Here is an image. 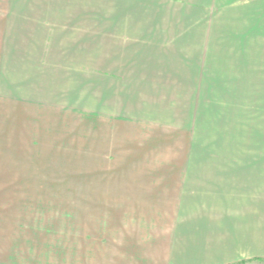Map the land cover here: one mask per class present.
Listing matches in <instances>:
<instances>
[{
    "label": "crops",
    "instance_id": "1",
    "mask_svg": "<svg viewBox=\"0 0 264 264\" xmlns=\"http://www.w3.org/2000/svg\"><path fill=\"white\" fill-rule=\"evenodd\" d=\"M201 67L205 97L227 83L215 153L172 104ZM0 129L73 148L0 154V264L264 263V0H0ZM28 193L84 217L59 232Z\"/></svg>",
    "mask_w": 264,
    "mask_h": 264
},
{
    "label": "rangeland",
    "instance_id": "2",
    "mask_svg": "<svg viewBox=\"0 0 264 264\" xmlns=\"http://www.w3.org/2000/svg\"><path fill=\"white\" fill-rule=\"evenodd\" d=\"M180 4H194L190 2H183ZM180 8V7H178ZM100 51L94 52V57H99ZM204 68V80L199 82L201 88H203V97L190 99H173V107L176 105V111L180 112V109H185V107L191 106L192 113L188 121L191 128L179 129L183 133H186L187 138H189L190 143L193 141V147H191V152H201V153H215V147L217 145H226L227 140V83H218V91L220 93L219 97H205L207 94H215V67H201ZM198 72H201L199 69ZM199 74V73H198ZM206 74V75H205ZM209 89V92L207 90ZM217 92V91H216ZM223 95V96H222ZM221 96V97H220ZM194 100V101H193ZM181 106V107H180ZM193 107V108H192ZM196 109H195V108ZM175 110V109H174ZM187 117V116H186ZM189 117V115H188ZM196 122L192 126V122ZM43 138L34 137L33 139L25 138L22 136L10 137L8 135L4 136L5 132L0 129V154L3 153H28V154H57L72 151V147L69 146H59L54 144L55 140L51 137L54 134L53 130H43ZM177 134V133H176ZM13 142L17 144H12ZM9 143V144H7ZM195 143V144H194ZM22 144V145H20ZM197 144V148L194 147ZM224 147V146H223ZM79 148V147H77ZM75 158V157H74ZM78 159H82L80 156ZM59 164V168H76L81 169L84 166L82 160L64 162V163H54ZM45 168V167H44ZM13 197H18L20 195H11ZM68 194L61 193H28L22 195L27 198L29 207H34V210L38 208V212H42L43 218H49L55 220V228L59 229V232H67L71 224L78 226L79 222H75V219L84 217L83 210H72V209H60L57 208L58 205L53 202L52 199L58 201ZM51 201H50V200ZM43 203V204H42ZM68 204V203H67ZM44 207V209L41 208ZM63 206V205H62ZM33 210V211H34ZM29 211L30 208H29ZM34 213V212H33ZM245 264H264L263 262H252Z\"/></svg>",
    "mask_w": 264,
    "mask_h": 264
}]
</instances>
